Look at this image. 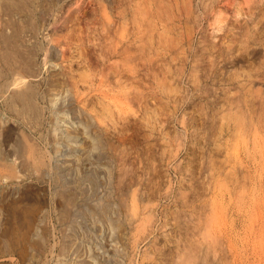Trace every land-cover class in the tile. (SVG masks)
Segmentation results:
<instances>
[{
  "label": "rangeland",
  "instance_id": "1",
  "mask_svg": "<svg viewBox=\"0 0 264 264\" xmlns=\"http://www.w3.org/2000/svg\"><path fill=\"white\" fill-rule=\"evenodd\" d=\"M216 1L0 0V264H264V0Z\"/></svg>",
  "mask_w": 264,
  "mask_h": 264
},
{
  "label": "bare ground",
  "instance_id": "2",
  "mask_svg": "<svg viewBox=\"0 0 264 264\" xmlns=\"http://www.w3.org/2000/svg\"><path fill=\"white\" fill-rule=\"evenodd\" d=\"M217 1H218V0H217ZM217 1H216V2H217ZM186 2H187V1H186ZM189 2H190V1H189ZM218 2H221V5H222V6H219V4H218L219 7H225V8H230V6H231L232 3H233L232 0H219ZM154 3H155V2H154ZM154 3H152V4H154ZM176 3H177V2L175 1L174 4H176ZM205 3H206V2H205ZM140 4H141V3H140ZM140 4H139V5H140ZM177 4H178V3H177ZM186 4H187V3H186ZM212 4H213V3H212ZM133 5H134V4H133ZM136 5H137V4H136ZM159 5H160V4H159ZM215 5H217V4L215 3ZM137 6H138V5H137ZM141 6H142V5H141ZM141 6H140V7H141ZM160 6H161V5H160ZM175 6H177V5H175ZM180 6H181V4H180ZM180 6H179V7H180ZM189 7H190V6H189ZM138 8H139V7H138ZM138 8H137V9H138ZM180 8H181V7H180ZM180 8H179V9H180ZM155 9H156V8H155ZM192 9H193V8H192ZM216 9H217V8H216ZM220 9H221V8H220ZM139 10H140V9H139ZM133 12H134V11H133ZM219 12H220V10H219ZM222 12H223V11H222ZM139 13H140V12H139ZM224 13H225V12H224ZM220 14L222 15V13H220ZM134 15H135V14H134ZM135 16H136V15H135ZM135 16H134V17H135ZM140 16H141V15H140ZM204 17H205V16H204ZM225 17H227V16H225ZM214 18H215V17H214ZM216 19H217V18H216ZM147 29H148V28H147ZM149 31H150V30H149ZM216 31H217V30H216ZM150 32H151V31H150ZM245 32H246V31H245ZM146 34H147V33H146ZM190 35H192V34H190ZM173 36H174V35H173ZM245 36H246V35H245ZM250 36H251V35H250ZM171 39H172V38H171ZM233 39H234V38H233ZM254 40H255V39H254ZM141 41H142V40H141ZM150 41H151V40H150ZM139 42H140V41H139ZM149 43H150V42H149ZM137 45H138V44H137ZM156 45H157V44H156ZM179 46H180V45H179ZM142 56H143V55H142ZM131 59H132V58H131ZM158 68H159V67H158ZM175 68H176V67H175ZM182 73H183V72H182ZM238 77H239V76H238ZM249 78H250V77H249ZM32 107H33V106H32ZM33 108H34V107H33ZM240 126H241V125H240ZM240 126H238V127H240ZM32 153H33V152H32ZM72 200H73V199H72ZM72 200H71V201H72ZM12 208H13V207H12ZM104 212H105V210H104ZM103 214H104V213H103ZM105 219H106V218H105ZM13 240H14V239H13ZM15 240H16V239H15ZM16 241H17V240H16ZM14 243H15V242L12 241V242H10V243L8 244V246H10L11 244H14ZM203 251H204V250H203Z\"/></svg>",
  "mask_w": 264,
  "mask_h": 264
}]
</instances>
